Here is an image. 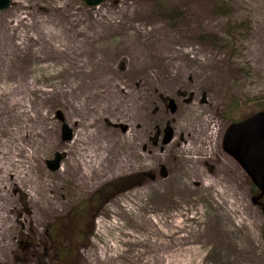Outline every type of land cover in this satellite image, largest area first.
<instances>
[{
    "label": "rangeland",
    "instance_id": "1",
    "mask_svg": "<svg viewBox=\"0 0 264 264\" xmlns=\"http://www.w3.org/2000/svg\"><path fill=\"white\" fill-rule=\"evenodd\" d=\"M233 96L264 97V0H12L0 10V264H36L18 239L39 255L55 221L89 234L77 264H264L258 193L222 148Z\"/></svg>",
    "mask_w": 264,
    "mask_h": 264
},
{
    "label": "water",
    "instance_id": "2",
    "mask_svg": "<svg viewBox=\"0 0 264 264\" xmlns=\"http://www.w3.org/2000/svg\"><path fill=\"white\" fill-rule=\"evenodd\" d=\"M82 1L89 7H95L105 0ZM11 3L12 0H0V10L8 8ZM169 104L173 110L176 109L172 100ZM58 116L63 119L60 111ZM61 129L63 140L73 138V130L67 123H63ZM164 131L163 142L168 143L173 138L172 127L168 125ZM222 148L238 162L259 190V194L253 198V203L260 205L264 213V204L260 200L264 197V110L244 120L231 122L225 130ZM63 158V153L56 152L54 158L47 161L48 167L53 171L58 170Z\"/></svg>",
    "mask_w": 264,
    "mask_h": 264
},
{
    "label": "trees",
    "instance_id": "3",
    "mask_svg": "<svg viewBox=\"0 0 264 264\" xmlns=\"http://www.w3.org/2000/svg\"><path fill=\"white\" fill-rule=\"evenodd\" d=\"M222 9L224 8L220 4L213 3V10L221 11ZM171 13L177 17L181 15L178 9L172 10ZM200 37L211 42L217 41V37L213 34L203 33ZM262 110H264V97L243 100L233 96L225 101L221 109V117L230 124L231 122L244 120ZM115 185L117 186V182L115 184L109 183L98 190L93 202H104L111 194H117L118 191L115 189ZM251 187L254 193H258V189L253 184ZM104 198L106 199L104 200ZM61 225L59 221H55L47 227L46 235L49 245H43L44 251L40 252L39 255H36L37 246L35 243L19 238L20 243H25L22 245L24 249H21L23 253L30 254L36 264H77L81 257V248L89 243L90 238H86L89 234L84 235L82 230L79 232V238H70V233L62 230Z\"/></svg>",
    "mask_w": 264,
    "mask_h": 264
},
{
    "label": "flooded vegetation",
    "instance_id": "4",
    "mask_svg": "<svg viewBox=\"0 0 264 264\" xmlns=\"http://www.w3.org/2000/svg\"><path fill=\"white\" fill-rule=\"evenodd\" d=\"M257 195V194H256ZM259 206V205H258ZM260 208H261V206H260ZM262 209V208H261Z\"/></svg>",
    "mask_w": 264,
    "mask_h": 264
},
{
    "label": "bare ground",
    "instance_id": "5",
    "mask_svg": "<svg viewBox=\"0 0 264 264\" xmlns=\"http://www.w3.org/2000/svg\"><path fill=\"white\" fill-rule=\"evenodd\" d=\"M61 169V168H60Z\"/></svg>",
    "mask_w": 264,
    "mask_h": 264
}]
</instances>
